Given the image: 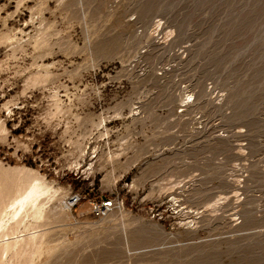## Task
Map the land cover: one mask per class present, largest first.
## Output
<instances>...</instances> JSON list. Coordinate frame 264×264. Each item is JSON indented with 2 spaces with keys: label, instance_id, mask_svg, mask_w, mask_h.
Returning <instances> with one entry per match:
<instances>
[{
  "label": "rangeland",
  "instance_id": "rangeland-1",
  "mask_svg": "<svg viewBox=\"0 0 264 264\" xmlns=\"http://www.w3.org/2000/svg\"><path fill=\"white\" fill-rule=\"evenodd\" d=\"M0 164L63 196L14 264H264V0H0Z\"/></svg>",
  "mask_w": 264,
  "mask_h": 264
},
{
  "label": "bare ground",
  "instance_id": "bare-ground-1",
  "mask_svg": "<svg viewBox=\"0 0 264 264\" xmlns=\"http://www.w3.org/2000/svg\"><path fill=\"white\" fill-rule=\"evenodd\" d=\"M62 199L59 188L36 169L0 164V264H14V258L33 253L43 245L45 232L38 228L51 214L64 210ZM29 261L25 259L21 264Z\"/></svg>",
  "mask_w": 264,
  "mask_h": 264
},
{
  "label": "built area",
  "instance_id": "built-area-1",
  "mask_svg": "<svg viewBox=\"0 0 264 264\" xmlns=\"http://www.w3.org/2000/svg\"><path fill=\"white\" fill-rule=\"evenodd\" d=\"M84 197L85 196L82 195L81 192H77L72 194L67 201L72 208L78 203H80ZM115 203L116 202L114 199H109L108 197L105 196H103L99 201L96 200L91 201L90 205H91L92 214L96 218H103L112 211L113 207L115 206Z\"/></svg>",
  "mask_w": 264,
  "mask_h": 264
}]
</instances>
